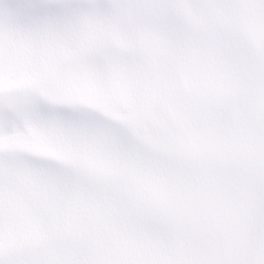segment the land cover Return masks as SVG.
<instances>
[{
  "label": "snow or ice",
  "instance_id": "obj_1",
  "mask_svg": "<svg viewBox=\"0 0 264 264\" xmlns=\"http://www.w3.org/2000/svg\"><path fill=\"white\" fill-rule=\"evenodd\" d=\"M0 264H264V0H0Z\"/></svg>",
  "mask_w": 264,
  "mask_h": 264
}]
</instances>
